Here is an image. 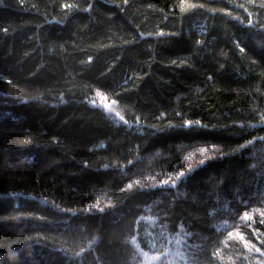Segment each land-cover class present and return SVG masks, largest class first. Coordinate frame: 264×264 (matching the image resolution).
<instances>
[{"label": "trees", "instance_id": "1", "mask_svg": "<svg viewBox=\"0 0 264 264\" xmlns=\"http://www.w3.org/2000/svg\"><path fill=\"white\" fill-rule=\"evenodd\" d=\"M262 221L264 0H0V264H264Z\"/></svg>", "mask_w": 264, "mask_h": 264}, {"label": "snow or ice", "instance_id": "2", "mask_svg": "<svg viewBox=\"0 0 264 264\" xmlns=\"http://www.w3.org/2000/svg\"><path fill=\"white\" fill-rule=\"evenodd\" d=\"M198 43H199V41H198ZM105 107H107V104H105ZM185 123H189L188 121H185ZM262 223H264V221H262ZM257 251L259 252L260 251V249L259 248H257Z\"/></svg>", "mask_w": 264, "mask_h": 264}]
</instances>
